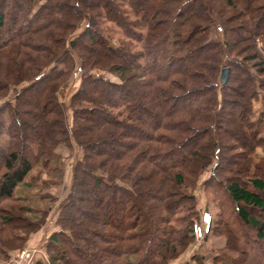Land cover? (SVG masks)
<instances>
[{
    "label": "trees",
    "instance_id": "1",
    "mask_svg": "<svg viewBox=\"0 0 264 264\" xmlns=\"http://www.w3.org/2000/svg\"><path fill=\"white\" fill-rule=\"evenodd\" d=\"M263 46L264 0H0V264L45 221L73 144L49 264H168L205 227L209 166L211 264H264Z\"/></svg>",
    "mask_w": 264,
    "mask_h": 264
},
{
    "label": "rangeland",
    "instance_id": "2",
    "mask_svg": "<svg viewBox=\"0 0 264 264\" xmlns=\"http://www.w3.org/2000/svg\"><path fill=\"white\" fill-rule=\"evenodd\" d=\"M82 27H83V24H81V26L78 27L77 31H79ZM4 30L6 29L4 28ZM111 32H113V35H114L113 39H115L118 33L112 29H111ZM256 46L258 47V45ZM261 51L264 53V46H263V49H261ZM106 74L112 79H117V77L114 76L113 74H110V73H106ZM79 81H80V72L78 70H75V72L72 73L71 76L59 88L58 96L62 102L64 103L68 102L70 94L76 89V87L79 84ZM24 84L25 82H22L18 84L17 87H20L21 85H24ZM9 89L10 90L8 91L6 95V98L11 99L13 96L12 89H14V87L11 85ZM1 101L2 99H0V103ZM80 154H81V150L75 144H73L72 148H68L67 146L63 145L62 153H61V160L63 161V169L60 173L61 174L60 175L61 184L58 188L59 191L54 189V187L51 188L52 191L59 192L58 193L59 195L56 200H50L49 202L50 210L47 213L45 221L37 230L42 228V226H44V228L47 227L49 224V221L50 222L55 221V215H56L57 207L59 204V200L64 197V195L67 193V190L69 188V184L71 181L72 164L74 160L78 156H80ZM209 170H210V166L201 173V175L198 178V183L193 191L196 197V201H197L196 205L198 208V217L201 215L203 216V213L206 211L213 214L214 210L216 209V207L212 205L210 209L206 207V193L204 189L203 179L208 175ZM42 176L46 177L44 173L42 174ZM203 227L201 226V232H199L198 230L195 232L194 240L191 241L189 244H187L178 256L169 260L168 264H184L185 262H189L190 264H195V259H193L192 257L196 254L203 255L205 257L204 258L205 262L207 264H211L212 256L216 253L217 248L223 244L224 239L222 236L212 235V234H209L207 237H203L204 235L203 232L204 230H206L205 227L203 230ZM37 230H35L34 232L30 234V236L27 238V240L24 242L21 248L26 247V246H37V247L42 248L44 252L46 253V256L48 257V254L46 251V245H45L46 241H44L43 243L40 242V240L43 239L42 238L43 236L39 235L38 236L39 239L32 238L33 234ZM19 249L13 251L12 254H14ZM39 257L42 258L41 256Z\"/></svg>",
    "mask_w": 264,
    "mask_h": 264
},
{
    "label": "built area",
    "instance_id": "3",
    "mask_svg": "<svg viewBox=\"0 0 264 264\" xmlns=\"http://www.w3.org/2000/svg\"><path fill=\"white\" fill-rule=\"evenodd\" d=\"M203 221L206 228L209 222V215H206ZM197 230L201 232V227L200 225L194 224V231L196 232ZM39 256L42 257L41 264H49L46 253L42 248L37 246H26L19 249L5 260L3 264H32Z\"/></svg>",
    "mask_w": 264,
    "mask_h": 264
},
{
    "label": "crops",
    "instance_id": "4",
    "mask_svg": "<svg viewBox=\"0 0 264 264\" xmlns=\"http://www.w3.org/2000/svg\"><path fill=\"white\" fill-rule=\"evenodd\" d=\"M57 228V226L55 225V223H54V221H49V224H48V226L47 227H45L44 228V226H42V228H40L39 230H37L34 234H33V236H32V238L33 239H39L38 238V236L39 235H42L43 237V239H41L40 240V242L41 243H43L44 241H46L47 240V237L49 236V234L53 231V230H55Z\"/></svg>",
    "mask_w": 264,
    "mask_h": 264
},
{
    "label": "water",
    "instance_id": "5",
    "mask_svg": "<svg viewBox=\"0 0 264 264\" xmlns=\"http://www.w3.org/2000/svg\"><path fill=\"white\" fill-rule=\"evenodd\" d=\"M227 70H228L227 67H223L220 71V78L222 82H224L227 78Z\"/></svg>",
    "mask_w": 264,
    "mask_h": 264
},
{
    "label": "bare ground",
    "instance_id": "6",
    "mask_svg": "<svg viewBox=\"0 0 264 264\" xmlns=\"http://www.w3.org/2000/svg\"><path fill=\"white\" fill-rule=\"evenodd\" d=\"M202 218H203V216H202Z\"/></svg>",
    "mask_w": 264,
    "mask_h": 264
}]
</instances>
